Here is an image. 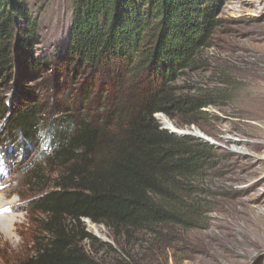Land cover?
Returning <instances> with one entry per match:
<instances>
[{"label":"trees","instance_id":"16d2710c","mask_svg":"<svg viewBox=\"0 0 264 264\" xmlns=\"http://www.w3.org/2000/svg\"><path fill=\"white\" fill-rule=\"evenodd\" d=\"M71 1L66 46L58 57L65 72L70 66L93 77L104 72L113 87L118 80L148 82L121 94L116 89L108 115L95 123L59 119L55 135L44 142L30 170L37 186L52 166L56 177L28 201L40 220L32 251L21 264H100L82 246L95 239L84 221L118 230L181 214L186 177L199 172L203 158L215 149L162 130L154 116L173 119L178 112L179 126L195 125V115L214 104L175 83L208 45L221 0ZM37 31L38 19L25 0H0V69L7 78L20 68L13 43L26 48V64L37 65L30 53ZM17 87L18 94H26ZM6 110L0 103V114ZM39 120L35 106L16 108L4 139L18 134L29 144L40 143Z\"/></svg>","mask_w":264,"mask_h":264},{"label":"rangeland","instance_id":"374dc122","mask_svg":"<svg viewBox=\"0 0 264 264\" xmlns=\"http://www.w3.org/2000/svg\"><path fill=\"white\" fill-rule=\"evenodd\" d=\"M25 1L38 19L30 48L37 65L26 64V48L13 43L20 68L8 78L0 69V103L7 108L0 114V181L6 185L0 201H12L13 207L6 205L12 209L7 215L17 222L11 237L6 222L0 226V264H21L32 251L40 217L30 212L28 201L38 189L51 187L56 167L43 172L38 186L30 170L44 142L55 135L59 119L95 123L108 115L116 89L121 94L148 82L141 78L128 85L118 80L113 87L104 72L93 77L74 66L65 72L58 57L66 46L72 1ZM216 18L208 45L175 83L214 104L195 115V125L179 126L178 112L173 119L154 116L162 130L169 132L160 116L185 136L210 140L215 149L203 158L199 172L186 177L181 214L155 225L118 230L91 222L96 231L84 221L95 239L82 246L100 264H264V0H221ZM17 84L25 95L18 94ZM24 105L38 111L40 143L29 144L18 134L4 139L8 118Z\"/></svg>","mask_w":264,"mask_h":264},{"label":"bare ground","instance_id":"6f19581e","mask_svg":"<svg viewBox=\"0 0 264 264\" xmlns=\"http://www.w3.org/2000/svg\"><path fill=\"white\" fill-rule=\"evenodd\" d=\"M160 121L162 122L163 126L167 129V130H172L174 131V127L172 126L171 122L164 116H160ZM4 189H6V185L3 183V181H0V192L3 191ZM12 201H9L6 204H3L0 201V226L3 225L5 222V224L7 225V230L6 233L9 237H11L12 233H16V223L15 221H13V218L11 219L9 215L11 210L9 209L10 206L13 207L12 205ZM6 205H10L9 207H6ZM11 208V207H10ZM15 220V219H14ZM90 227H92L94 230L97 231V228L95 226H92L91 223ZM4 226V225H3ZM5 229V228H4ZM1 230V229H0Z\"/></svg>","mask_w":264,"mask_h":264},{"label":"water","instance_id":"95a60500","mask_svg":"<svg viewBox=\"0 0 264 264\" xmlns=\"http://www.w3.org/2000/svg\"><path fill=\"white\" fill-rule=\"evenodd\" d=\"M162 115V113H159V115ZM166 129V128H165ZM170 133H173V134H175V135H178V136H185V135H187L185 132H183V131H178V130H174V131H172V130H168ZM205 141H207L208 143H213V142H211L210 140H207L206 138H203ZM85 221H88V220H85Z\"/></svg>","mask_w":264,"mask_h":264}]
</instances>
